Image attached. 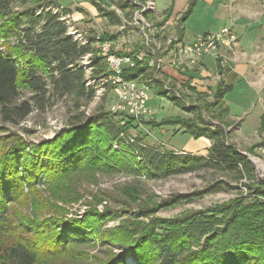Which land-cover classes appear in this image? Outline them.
<instances>
[{"label": "trees", "instance_id": "16d2710c", "mask_svg": "<svg viewBox=\"0 0 264 264\" xmlns=\"http://www.w3.org/2000/svg\"><path fill=\"white\" fill-rule=\"evenodd\" d=\"M30 1L0 0V227L12 239L19 228H33L25 221L26 216L16 214V207L25 203V192L29 191L28 198H32L35 211L46 206L40 205L38 188L43 178L47 187H60L70 186L68 180L84 171L116 169L165 179L211 169L231 173L237 180L256 181L255 167L247 155L229 142L228 132L218 123L213 126L211 122H204L197 107L190 109L194 120L177 116L144 121L125 112L104 111L101 106L90 116L73 117L52 138L37 143H29L20 134L10 131L7 125L20 124L34 109L45 110L55 96L93 99L97 78L108 72L94 36L85 37L86 41L82 42L68 33L63 16L69 9L59 0ZM194 3L195 0H190L187 10L178 19L180 26ZM118 4L124 11L135 7L123 1ZM95 5L110 24H120L116 11L107 10L98 2ZM170 12H165L166 19ZM118 36V32L104 33L102 39L117 41ZM8 38H14L15 45L7 42ZM132 48L118 50V54L128 55L136 62L122 69V77L139 81L147 92L149 89L156 96H165L184 109L185 104L176 95L172 96L173 90L165 84V81H175L164 73L162 79L154 78L156 71L149 68L147 59L138 61L136 58L138 52L144 51V45L140 42ZM87 55L86 66L83 59ZM88 80L95 82L87 83ZM24 89L30 93L26 99L21 98ZM228 89V86L218 85L213 92L214 106L221 102ZM224 112H227L226 107L217 117L220 119ZM142 123L153 127L177 126L175 131L182 130L194 138L207 137L211 145L205 155L179 154L176 150L148 145L144 142L146 134L136 135V138L129 134L130 129ZM263 144L264 141L258 142L249 152L255 155V148ZM254 186L258 188L255 194L264 198V189L259 190L264 188V179H259ZM222 188L224 186L215 183L202 192L175 194L161 205L190 202L194 196ZM58 192V189L50 190L51 197ZM50 206L48 211L63 214L53 204ZM143 208L117 229L103 228L104 218H111L107 212L105 217L90 213L79 220L48 216L44 223H39V228L45 230L41 240L21 237L0 243V264H36L40 252L67 255V249L74 243L89 238L87 230L105 237L100 242H114L118 246V253H110L102 264H127L129 256L137 264H264V201L245 205L228 202L172 219L150 217L148 223L136 220L153 214L152 208ZM33 231L27 234L36 232ZM40 243L45 251L38 249Z\"/></svg>", "mask_w": 264, "mask_h": 264}, {"label": "rangeland", "instance_id": "374dc122", "mask_svg": "<svg viewBox=\"0 0 264 264\" xmlns=\"http://www.w3.org/2000/svg\"><path fill=\"white\" fill-rule=\"evenodd\" d=\"M41 1L44 2L48 0H32V2H30L35 3ZM120 1L124 2V0H59L63 7L70 10L68 14L63 16L68 25V33L70 34L69 30H71L80 33L86 38H88V36H94L99 49L100 42L108 40L102 39L104 33L112 34L118 32L119 36L117 41H115V49L119 51H130L129 49L133 50L132 46L134 44L140 42L145 48V40H143L141 35L137 34L135 29H125V34L123 36V31H118V25L110 24L107 18L99 14L98 8L95 5V2H98L101 6L106 7L107 10H114L120 15L125 14V18L128 21L129 16L132 15V10L124 11L118 4ZM160 5H162V0H156L154 12H149L147 14V19L152 25V32L156 34L160 42L163 43V39H160V35H163V37L176 35V37L179 38L178 31L180 24H175L176 19L173 23L166 20V10L159 9ZM182 6L183 0H176L173 14H179ZM124 37L126 40L123 39ZM7 42L15 45L17 41L14 38H8ZM148 42L151 53L160 55L163 53L162 50L164 45L160 44L159 49H157V46L153 44V39ZM1 43L2 41H0V44ZM115 52L117 53V51ZM124 56L129 57L130 60L132 59L128 55ZM136 58L138 61L147 59L148 64L152 57L144 50L138 52ZM165 62L166 60L164 59V63ZM168 74L170 76H175V74L169 70ZM154 75V78L160 79L156 72ZM92 81V84H94L95 80ZM96 82H98V85L96 88V95L93 99L85 101L73 95L64 96L62 98L55 96L51 100L52 104L45 110L39 111L34 109L20 124L7 125L6 127H8L10 131L20 134L22 138L29 143H37L52 138L56 132L64 128L73 117L78 115L90 116L97 113V109L101 106L104 111H112V104L115 102L116 96L112 92L111 73L106 77L103 75L97 78ZM173 83L174 82L171 81H165L168 89L170 88L173 90L171 95H176L181 99L183 105L185 104V110L181 105L172 103L169 98L165 96H156L148 89L149 100L147 105L151 110V115L144 118V121L149 119L161 121L166 118L177 116H183L194 120L192 118L194 112L191 113L190 109L193 110L197 107L204 122H211L213 126L218 123L221 128L228 132L231 138L234 127L232 125L233 123L228 119L227 112H224L220 119L217 117L219 112L224 111L225 106L221 102L214 106L213 94L199 95L188 83L180 84L175 82L174 85H172ZM139 84L144 85L140 82ZM119 92L126 93V90L119 85ZM29 95L30 93L27 89L22 90V99L28 98ZM217 102L218 101H216V103ZM135 119L138 120V118ZM176 128L177 126H146L142 123V126L139 125L137 128L130 129L129 134L131 137L135 138L136 135L143 136L146 134L147 136L144 138L146 144L176 150L179 154L188 152L205 155L207 153L211 145V140L209 138L204 136L194 138L182 130L175 131ZM0 135H2L1 132ZM262 139H264V137ZM228 140L232 143L229 138ZM239 144L241 145L237 148L247 155L248 159L255 167L256 181H249L245 178L237 180L231 173L211 169L173 175L165 179L147 178L142 173H129L116 169H113L114 171L108 170L99 172L84 171L82 175H74L68 180L70 181V186L60 185V187H47L43 178L38 182V188L39 192H41V195H39L40 205L46 206L40 209L37 208V211H35L34 206H32V198H28V191L25 192L26 199L24 200L25 203L23 206L20 208L16 207L18 211H16V214L26 216L25 221L29 222L28 224L33 228H19L16 234H14L15 237L12 239L10 235L0 227V243L7 240H20L21 237H31L35 241L41 240L45 230L39 228V223H41V221L44 223L45 218L48 216L56 217L57 215L58 217L63 216L66 220L72 218L79 220V218H86L90 213L95 214L96 217H105L103 215H107V212L111 215V218H104V222L102 223L103 228L117 229L121 224L131 221L133 216L136 215L135 212L144 209L143 207L145 206L152 208L153 214L149 217L140 216L136 218L137 221L140 219L143 223L150 222V217L156 219L161 218L162 220L172 219L209 207L217 205L223 206V204L228 202L232 204L237 201V203H241V205L254 202L260 203L264 201V198L255 194L258 188L254 185L259 179H264V150L256 147L254 155L249 152L251 144L250 146L243 142H239ZM215 183L224 186V188L214 192L203 193L200 197L194 196L190 202L170 206L161 205L164 200L170 198L172 195L202 192L205 188ZM57 189L59 190L57 196L51 197L50 190L55 191ZM260 189L264 188H259V190ZM48 203L61 209L63 214L48 211L51 208ZM36 205L38 207L37 202ZM235 207L242 210L238 205H235ZM63 229L65 228L63 227ZM33 230L36 231L34 234H27L29 231ZM65 231L68 232V230ZM87 231L89 238L80 243H74L67 249V255H51V253L47 255L40 252V257L36 264H102L110 253H118L117 244H113L114 242L111 244H104V242L102 243L100 241L105 237L100 238L98 234H95L92 230ZM37 247L40 251H45L43 244L41 245L40 243ZM126 262L127 264H137L132 256L127 257Z\"/></svg>", "mask_w": 264, "mask_h": 264}, {"label": "crops", "instance_id": "0c3cea01", "mask_svg": "<svg viewBox=\"0 0 264 264\" xmlns=\"http://www.w3.org/2000/svg\"><path fill=\"white\" fill-rule=\"evenodd\" d=\"M189 1L183 0L177 15L173 14L176 0H162L159 9L171 11L166 20L176 19V24ZM224 26L236 33L237 40L230 48L222 47L217 58L204 56L182 70L164 66L163 72L177 83H188L197 93L212 95L218 85L228 86L221 103L234 126L229 139L237 147L239 142L253 146L264 141V0H195L179 26L180 39L190 42ZM258 147L264 150V144Z\"/></svg>", "mask_w": 264, "mask_h": 264}, {"label": "built area", "instance_id": "2783aa9c", "mask_svg": "<svg viewBox=\"0 0 264 264\" xmlns=\"http://www.w3.org/2000/svg\"><path fill=\"white\" fill-rule=\"evenodd\" d=\"M136 1L139 6V15L135 16V21H125V14H119L120 24L118 25V31H123V36L125 29L129 28L135 29L136 32H143V40H145L144 50L152 57L148 65L149 68L156 71L158 77H161L164 73V66H169L176 70L179 68L181 70L187 64H197L204 56L217 58L220 55V49L222 47L230 48L237 40L236 33L228 26H224L216 32L198 35L190 42L176 39V35L165 37L161 35L163 43L160 42V44L164 45V39H171V46H164L161 55L151 53L147 35H144V25H142L141 20L140 5H142V0ZM123 39L126 40L125 37ZM114 45L115 41L106 40L100 42V48H106L108 58L109 51H117L118 53V49H115ZM164 59L166 60L165 63ZM109 64L112 75V92L116 96V100L112 104V112H125L134 118H138V120L150 116L151 110L147 105L149 93H147L146 87L140 85L139 81L125 80L122 77V69L131 66V61H125L124 55L118 54V60L109 59ZM119 85H127L128 93L119 92Z\"/></svg>", "mask_w": 264, "mask_h": 264}, {"label": "bare ground", "instance_id": "6f19581e", "mask_svg": "<svg viewBox=\"0 0 264 264\" xmlns=\"http://www.w3.org/2000/svg\"><path fill=\"white\" fill-rule=\"evenodd\" d=\"M125 3L127 4H133L135 7L132 10V15L129 16V20L128 21H135V16L139 15V6L137 5V1L136 0H124ZM154 7H155V0H142V5H140V14H141V20H142V25H144V35H147V40L151 41V39H153V44L157 46V49H159V45H160V40L159 38H157V35L154 34L152 32V25L150 24V22L147 19V14L149 12H154ZM125 21L126 18H125ZM70 31V34L76 39V40H80L82 42L86 41V38L84 36H82L80 33H77L76 31ZM157 32V31H156ZM137 34L141 35L143 37V32H137ZM97 39V38H96ZM160 39H161V35H160ZM176 39H179L176 37ZM99 40V39H97ZM157 40V41H155ZM164 46H171V39H165L164 40ZM99 51L102 55V57L104 58L105 62L107 63V67H108V72L106 74H104V77L108 76L111 73L110 70V64H109V59L110 60H118V53H116L115 51H109V58L108 55L106 54V48H100L99 47ZM163 51V50H162ZM88 56H85L83 59V64L88 63ZM124 60L125 61H131L129 57L124 56ZM136 63L135 61H131V66H134V63ZM92 80H88V83H92ZM123 87V89L125 88L126 93H128V86L127 85H121Z\"/></svg>", "mask_w": 264, "mask_h": 264}]
</instances>
